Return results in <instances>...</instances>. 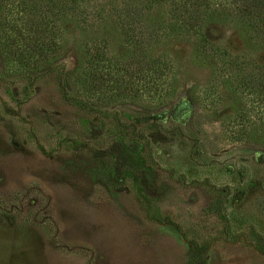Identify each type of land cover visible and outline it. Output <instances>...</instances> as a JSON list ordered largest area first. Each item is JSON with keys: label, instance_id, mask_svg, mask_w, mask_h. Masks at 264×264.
Returning <instances> with one entry per match:
<instances>
[{"label": "rangeland", "instance_id": "1", "mask_svg": "<svg viewBox=\"0 0 264 264\" xmlns=\"http://www.w3.org/2000/svg\"><path fill=\"white\" fill-rule=\"evenodd\" d=\"M174 1L83 0L53 45L23 47L47 48L25 58L49 68L34 79L1 41L42 40L41 19L0 11V264H264V108L237 83L264 42L239 0H203L200 27L173 31L188 13ZM203 49L242 64L224 78ZM157 55L160 83L141 69Z\"/></svg>", "mask_w": 264, "mask_h": 264}, {"label": "trees", "instance_id": "2", "mask_svg": "<svg viewBox=\"0 0 264 264\" xmlns=\"http://www.w3.org/2000/svg\"><path fill=\"white\" fill-rule=\"evenodd\" d=\"M11 5H6L2 3V6H0V11L5 13H18L20 14V17H26L30 18L31 16H34L36 18H39L41 20L36 19L35 22H42V24L39 25V29L46 30V34H44V37H42V40L37 37V35H34V32L32 35L28 34L24 36V33H21V29L18 30L16 33H14V36L9 33V35H6L3 37V40L1 43L4 42L3 45H6V41L9 40V43L14 46L15 55L13 53V56L16 57V61L18 62L17 66L20 70H28V75L30 78H37L39 76H42L46 74V72L49 70V68L39 69L42 71H38V67L35 65L34 62H31V66H29V62L25 61V58L28 54L36 55L38 58L41 57V59L46 60L47 58V48L45 50H36V49H29L27 48L26 55H24V49L23 47L28 43L31 42L34 44H46L48 47L52 44L53 41L51 39V36L54 34V20L58 17L65 16L66 14H72V15H81L85 10V3H83V0H31L28 4L26 1H18V0H8ZM203 0H177L176 2H173V7L179 8L183 11V13H186L185 19L179 22L178 25L174 24L171 25V29L175 31L179 28L190 29L194 27V30L196 28H199L201 23L204 22L205 19L201 17V14L203 12H199V6ZM232 1V0H230ZM207 5V3H206ZM150 6V3L147 5ZM219 3H215L213 5L214 8L219 7ZM128 12L129 10H125ZM76 13V14H75ZM234 14L238 15V17L242 18L243 21H247L249 30L256 31L254 38L259 37L260 40L264 42V32L260 31L258 25L260 24L259 21H263L264 17V0H239L238 4L236 5V11ZM192 17H191V16ZM240 15V16H239ZM12 28V27H10ZM258 29V30H257ZM258 32L261 34L258 36ZM153 33V32H152ZM37 37V38H36ZM46 38V41L43 39ZM46 42V43H45ZM0 44V48L3 50L2 46ZM8 53L10 50L8 49ZM39 52V53H38ZM37 53V54H36ZM210 49H203L199 51V56L201 58H207L214 59L215 62H217L219 65H222V76L224 75V78H230L226 72L234 71V74H236V71L239 70L240 63L242 64L240 58L231 57L229 55H226L224 51H216L212 52L211 55H209ZM202 54V55H200ZM139 56L141 58H146V54L144 52V49L141 48L139 50ZM31 59H33L32 56H29ZM28 57V58H29ZM109 61L113 63V60H108L104 67L101 69L102 71H107L108 74L109 70ZM149 61V62H148ZM161 58L160 56H155L151 59H148L146 62H144L145 67H142V71L146 70V73L148 74L147 79H152L158 83H160V79L163 77V71L162 67L164 68V65L160 62ZM29 66V67H24ZM224 70H228L225 73H223ZM80 73H76L72 70V75L75 74V77L77 80L80 79L81 82L85 83L87 86L93 83V81H96L94 83L100 82L105 75H102L101 72L99 74L92 73L90 70L86 71H79ZM70 74V72H69ZM226 74V75H225ZM144 75H142L143 77ZM227 80V79H226ZM238 84H240L243 88V96L247 99L248 105L258 110L259 107L264 108V66L259 65L255 67V71L252 72L248 77L246 76H239L238 77ZM236 86V85H235ZM89 87V86H88ZM89 90V89H88ZM235 90L232 91L231 95L235 94ZM264 110V109H263ZM241 112V113H240ZM240 117H244V114L242 111H240ZM246 112V110H244ZM190 243V242H189ZM191 244V249H195L196 251H200L201 253H204L205 247H202L201 245H195L193 242ZM195 263H198L195 261Z\"/></svg>", "mask_w": 264, "mask_h": 264}]
</instances>
